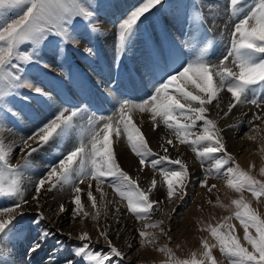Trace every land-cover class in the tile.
Instances as JSON below:
<instances>
[{"label":"snow or ice","instance_id":"snow-or-ice-1","mask_svg":"<svg viewBox=\"0 0 264 264\" xmlns=\"http://www.w3.org/2000/svg\"><path fill=\"white\" fill-rule=\"evenodd\" d=\"M163 3L164 0H145L119 23L116 45L118 54L124 53L136 34L141 18L150 9L162 6ZM183 6L185 9H209L208 16L202 15L200 11H194L185 19V23L190 28V37L194 38L195 32H203L194 59L182 61L179 68L161 70L163 74L154 83L153 93L149 99L141 103L118 99V118L115 121L112 117L88 118L87 127L81 130L79 141L70 150L54 157L52 166L46 174L35 181L32 200L37 205L40 203L42 193H47L57 186L71 185L74 193L73 216L87 217L89 213L84 211L81 192H86L92 208H96L97 200L93 195L91 181L97 182L96 191L102 198L107 193H104L100 184L108 182L109 187L121 200L127 201L126 208L136 219L150 220L153 206L160 203L154 198L150 199L157 189L158 181L152 178L149 187L142 189L137 180L121 168L113 150L112 137L113 135L120 137L123 133H126L131 151L139 157L141 170L149 164L155 169L164 161L178 166L160 169L163 177L161 182L166 184L165 198L169 201L183 200L187 194V181L190 175L188 165L181 159H170L168 156L169 148L176 149L178 145L190 146L201 163L206 160L214 161L212 167L206 169L205 178L200 181L201 187L209 193L217 188L216 184L208 183V177L215 171L216 176L225 178L227 186L236 192L240 193L247 189L257 200L264 197V181L257 180L242 170L238 163L234 164L235 158L227 151L221 135L223 129H220L218 121L209 115L210 106L223 113L221 116L223 119L237 106L247 104L261 110L260 113L254 114L253 120L264 121V0H255L247 6L246 0H228L227 11L231 21L230 29L228 24L225 25V28L229 29L228 45L226 52L216 63L209 59L210 54H215L214 43L207 39L210 32L207 23L209 16L212 24H215L214 4L211 0H189ZM103 7V0L95 6L93 0H0V111L6 109V105L15 99L17 91L23 87L41 98H51L44 88L25 80L24 65L38 62L36 53L42 44L52 42L50 38H55L57 46L79 45L81 39L78 37H81V34L76 32V22L87 21L86 31L90 27L92 32H99L97 16ZM13 15L18 18H11ZM25 45L32 51L29 52ZM83 51L88 54L93 53L91 47H85ZM230 58L231 64L238 70L234 71L233 67L229 66ZM154 63L155 59L150 57L149 66ZM190 86L193 90H189ZM118 90L119 86H117ZM225 90L231 96L226 106L221 107L220 93ZM30 98L28 95L22 97L25 101ZM194 104L196 106H193ZM83 111L79 107L72 109L65 107L58 110L52 119L39 126L26 138H22L19 145L7 144L0 135V199L14 201V207L0 209V240L14 232L17 216L22 217L25 214L24 206L29 203L23 196L21 176L22 170L30 164L28 157L38 152L44 145L58 141L80 128L77 117H81ZM133 111L150 113L154 129L162 123L173 130L175 140L166 138L161 145L164 155L153 152L148 146L144 134L133 122ZM5 115L16 117L19 114L7 108ZM179 117H184L191 123H182ZM198 121H203L202 131H193ZM249 138L255 139V137ZM17 147L25 159L23 164L13 165L11 153ZM217 153L222 156L217 157ZM149 157L159 158L149 160ZM226 165L228 167L222 172ZM260 171L264 174V168ZM85 181L89 183L85 189H82L79 185ZM208 203L213 202L208 200ZM231 203L241 209L235 213V216L243 225L244 239L251 245L252 251L244 247L232 234L234 226H228L229 233H220L218 229L223 228L224 223L215 227L207 226L206 230L217 239L218 244L210 246L207 240H202L205 250L202 260L195 258L177 260L172 249L167 245L155 247V250L167 254L170 264H206V262L217 264L212 252L213 247H219V250L228 257L230 264H264V219H261L243 198L234 199ZM59 210L66 211L63 204L59 205ZM116 212H120L119 205L116 207ZM38 216L39 220L33 217V222L37 225L46 219L42 212L38 213ZM99 216L100 213L97 211L92 215V219L98 220ZM228 219L231 217L225 218V221ZM145 227L159 228L162 236L168 235L162 220L148 223ZM249 228H254L256 235H252ZM138 234L141 237V246H156L154 233L141 230ZM99 235L108 241L111 256L94 253L90 246L81 243L74 250L72 257L65 259V264H77L75 257H79L81 262L87 260L89 264H112L115 258L121 260L126 258L122 249L112 244L107 230L101 231ZM38 236L39 239L28 249L33 253L42 250L43 244L49 239H57L53 231H40ZM78 239L86 242L91 240V236L88 232H82Z\"/></svg>","mask_w":264,"mask_h":264},{"label":"rangeland","instance_id":"rangeland-1","mask_svg":"<svg viewBox=\"0 0 264 264\" xmlns=\"http://www.w3.org/2000/svg\"><path fill=\"white\" fill-rule=\"evenodd\" d=\"M117 1L118 0H103L104 7L99 11L98 16H97L98 27L100 28L99 32H92L90 27L86 31L85 25L88 23L87 21L76 22V24H75L76 32L81 34V37H78L81 39V43L79 45L73 46V47H68L67 45L61 44L60 46H57V42H56L55 38H50L52 40L51 43L45 42L44 44H42L39 47V49L36 53V55L38 57V62L36 64L24 65L23 75L25 77V80L27 82H30L33 85H35V83L37 84L39 81V83L37 85L44 88L45 91H47L49 93V97H51V98L50 99L48 97L41 98L40 96H38L34 92H30V90L26 87L19 89L17 91L15 99H12L11 102L6 105V109L4 111H0V135H2L4 139H5V135H6L5 132L7 133V131H10V129L12 130V128L14 131H16V132H12V133H15L17 136H19L21 138H26L27 136L32 134L39 126H41L42 124H44L47 121H49L50 119H52L57 114L58 110L62 109V107H61L62 98L64 97V95L66 93L67 94L65 95V97L68 94H75V92L77 93L80 90H84L85 95L93 93V90H94L93 87H95L96 80H97L96 83L98 85H104L105 81H104L103 77H100V76L110 75L114 71L115 68L117 69L118 64H119L120 68L121 67L122 68L124 67L125 69H126V67H130V69L133 68L131 70L130 69H128V70L131 72V75H133V77L136 80H139L138 79L139 76L144 71H150V68H149V66L147 68L146 59H143L142 57L137 55L136 52H139V49H143V48L147 49L148 48L147 52L149 54L150 49L152 47L151 43L153 44V46L159 44V47L162 48V46L164 45V42L166 43L168 41L171 44H174L177 42V39L174 37V35L168 37L165 40V38H166L165 34L167 31H165L164 19L167 18V16H165V15L167 14L168 10H170V12L172 10L173 13L172 12L171 13L174 14L175 16L179 15L181 22H185L186 16H191V14L194 12L193 9L192 10L190 8L185 9L183 6V4L186 3L188 0H167L163 3L162 6H157L156 8L150 9L149 12H147L145 14V16L142 17L140 22L138 23L136 34L132 37L131 41L129 42L128 46L126 47L127 49H125L123 54H118L117 47H116L117 41H118V31H119L118 26L122 20L120 22H118L117 25H115L112 29L114 31V33H113L112 43H111L112 46H110V49L108 47L109 41L106 38L105 39L103 38V40L100 41V36L102 34L103 29H105V28L107 29V18L104 14H105L106 10H108ZM143 2H145V0H142L138 6H140ZM254 2H255V0H246V6L250 5ZM98 3H100V0H93V6H95ZM171 3L173 4V6L170 8L169 4H171ZM227 7H228V5L226 6V12H227V17L229 18ZM198 10L200 12H202L203 15H207V13H208L207 8L198 9ZM11 18H18V17L13 15ZM173 18H176V17H173ZM180 19H178V20H180ZM228 23H229L228 26L230 29L231 28V21H229ZM209 26H210V33H209V35H210L211 33L213 34L214 29L211 27V25H209ZM220 28H221V30H223L225 28V26L223 25ZM229 29H226V30L229 32ZM202 35H203L202 31L199 32V34H197V32H196V35H194V38H195L194 42L195 43L191 44L192 48H191V50L189 49L190 50L189 54H191V55L194 54L195 51L197 50V48L200 46L199 44H197V42L199 43V39ZM208 36H207V38H208ZM219 39L221 40V36L219 37ZM213 40H214L213 43L215 46V54H212V55H214L213 63H216L218 61V58H220L224 54V49H225V52L227 50L228 37L226 39H223L224 42L222 43L223 44L222 47L218 46L219 41L216 38V36L213 38ZM156 42H157V44H156ZM143 43H144V45H143ZM182 45L184 46L185 42H182ZM24 47H26L29 52L32 51V49L30 47H28L27 45H25ZM85 47H91L93 49V53L88 54V53L84 52L83 49ZM164 47L165 48L168 47L170 50V48L173 49L174 46L173 45H171V46L164 45ZM134 49H136V50H134ZM172 49H171V51H172ZM110 50H111V52H110ZM128 51H129V55H128ZM167 51H168V49H167ZM218 52H220L221 54ZM111 53L113 54V57H111ZM143 53H146V52H143ZM126 54H127V56H126ZM49 55L50 56L52 55L53 57L57 58V64L59 63V67L57 66L56 70L53 69L51 66V63L48 62V59H49L48 56ZM185 59H188V58L186 57ZM136 60L137 61H145V62L143 63L142 66L136 67L137 66V65H135ZM161 60L162 59L159 58V61H161ZM71 61H73L76 64L74 66L72 64H69V62H71ZM119 61H121V62H119ZM131 61H133V62L130 63ZM113 62H114V66L112 64H109V63H113ZM117 62H118V64H115ZM129 63H130V65L134 66L135 68L132 66H129ZM160 63H161V67L163 68V70H167L166 66L168 63L171 64V58H169V61H161ZM105 64L108 68L105 67ZM45 65H47L48 67H45ZM111 66H113V67H111ZM229 66L233 67L234 71L238 70V69H236V67L234 65L231 64V58L229 60ZM41 68H43L42 70H43V73L45 74V76L44 75L43 76H37L35 78V80L37 82L34 83L33 73H35L36 69H41ZM59 68H60V70H59ZM171 69H175V68H173L171 65ZM118 71H119V68H118ZM98 73H101V75H98ZM94 75L96 77V80L94 78ZM131 75L118 73V83L121 85H124V84L130 85L133 82L132 79L130 78V77H132ZM50 78L53 80L52 81L53 83L50 81L51 80ZM38 79H40V80H38ZM65 80H67V81H65ZM139 81H140V84L137 81H135L133 83L134 85L132 84L130 88L127 87L124 90V92H125V94L127 91L128 92L125 95V97H123L121 99H127L128 98V100L133 101V99L131 98L132 97L131 90L136 91V93L138 95L139 94L141 95V91H148L150 86H148L144 90H142L140 88H142V86H143L141 84V83H143V81H141V80H139ZM50 82H51V84H50ZM64 82H66V83L64 84ZM69 83H71L73 85V87H72V85H69ZM83 83H85L84 86L87 88H84ZM50 85H51V88H50ZM64 85H67V88ZM68 85H69V87H68ZM133 87H135V89H133ZM153 87H154V85L152 86L150 91L153 90ZM95 88H97V87H95ZM136 88H137V90H136ZM69 89H75V90L70 91ZM111 89H112V86H111L110 90ZM102 90H103V88H102ZM189 90H193L191 88V86H190ZM25 95H28L31 98L29 100L25 101L22 99V97ZM140 95H139V98H140L141 102L146 100L145 96L147 94H144L145 95L144 97L142 95L141 96ZM228 95L231 96L230 93H228ZM227 99H229V98H227ZM227 99L223 100L221 107L226 106V103L228 102ZM64 101H66V100H64ZM117 101H118V99L115 100V102L117 104H114L115 102H111V104H110L111 107H107L106 112L108 114H100V116L99 115L98 116L99 117H103V116H107V115H108L107 117L111 116V114L113 113L112 108L114 107V109H117V107L119 106ZM70 102H72V101L70 100ZM134 103H136V102H134ZM92 104H93V107L90 109V111L93 113V111L96 108V105L94 103H92ZM7 108H10L12 110V112L18 113L19 115L16 117H14L12 115H5V111L7 110ZM251 111L253 113H250ZM259 111H261V110L257 109L255 106H253L252 108L249 109L246 105H242V106H239V108L237 110L233 109L232 113L229 114V116H227L224 119H221L220 116H223V113H220V112L218 113L219 117H216L214 115L210 116V117L212 119L217 120V121L219 120L218 121L219 122L218 127L220 129H223L221 135L223 136L227 151L229 153H231L233 155V157L235 158L234 164L238 163L242 170L249 173L250 175L255 177L257 180L264 181V174H261V171H260L261 168H264V150H262V149H264V121L258 122V120H253L254 113L258 114V113H260ZM107 117H104V118H107ZM87 118H86V120H87ZM117 118H118V112L113 117V120L115 121ZM239 118H241V121ZM229 119H231V120H229ZM182 120H183V122H188L183 117H182V119H180V121H182ZM225 120H226V122H225ZM202 122L203 121H200V123H197L196 127H198V126L200 127V129H198V131H202V127H201L203 125ZM243 122H245V123H243ZM233 123L235 125L238 124L237 126L242 125L241 129L237 133V140H240V139L242 141L245 140L246 129L251 131L250 132L251 136L248 135L249 137H255V140L254 139L250 140V138H249V141L254 143L255 145H253L254 148H253V150H251V154H250V152L246 153L247 155L245 154L243 162L241 161L240 157L238 158L236 156V154L231 151L229 144L226 142V138H227L226 134L228 132H230L231 130H233V126H234ZM219 124H220V126H219ZM250 124H252V125H250ZM142 125L143 124L136 123V126L140 128L141 132L144 134L145 139L147 140V138L145 136V132H146L145 127H144V125L143 126ZM247 125H248V127H247ZM17 126H18V128H16ZM101 126H102V124H101ZM249 126H252V128L251 127L249 128ZM14 127H15V129H14ZM86 127H87V123H86ZM255 129H256V131H255ZM78 131H80V133ZM254 131H255L256 135L254 134ZM166 133L169 136L174 135L173 130L169 129V128H167ZM80 134H81V129L77 128L75 131L71 132L69 135H66L62 139H59L58 141L50 142L49 144L44 145L38 152L35 153L36 155H39L40 157H42V161L39 162L40 167L41 166L43 167V165H44V168H45V165H47V164L49 165V163H51L49 165V168H50L52 166L53 159H54V157H52L51 154L55 155L58 153V155H60V153L70 150L74 146V144L77 143V142H75L76 141L75 139ZM123 135L126 136V133H123ZM74 137H76V138H74ZM66 138H67V140H66ZM253 140H254V142H253ZM5 141H6V139H5ZM124 141H125V145L127 146V143H128L127 137L124 138ZM255 141H257L256 142L257 144L255 143ZM19 144H17V145H19ZM70 145H73V146H70ZM148 145H149V147L152 148L153 151H155L154 147H152L150 144H148ZM68 146H70V147H68ZM126 148L130 153L132 152L130 145H129V147H126ZM15 150L17 151L15 158H18V155H17L18 151H19L18 147ZM185 150L188 152H186ZM158 151H159V149H158ZM190 152H191V154H190ZM114 153H115V151H114ZM43 154H45V155H43ZM178 154H180V155H178ZM185 154L186 155L190 154L193 157L192 162L187 161L185 159ZM34 155H32L31 157H28L29 161L32 159L30 161V165L27 168H24L21 172L23 196H24V199L29 201V203L24 206V213L25 214L22 217L17 216V219L14 222V225H15L14 229H17L16 231H18V230L20 231V232H18L17 237H19L21 239V237L30 236L32 238V243H34V241L36 242V239H37L36 237L38 236V235H34L35 237L32 236L33 231L38 230V225L33 222V217H35L37 220H39L38 213H40L39 211L28 212L29 210L33 209V207H32V204L30 203V200L26 198L27 180L34 178V171H35V169H36L35 167L37 165V163H33V162H37V160L35 158H33ZM131 155L133 157H135V159L138 160V162H139V157L134 156L132 153H131ZM43 156L48 160L45 161L46 159H44ZM168 156L170 157V159H175V158L180 159L181 158V160H183V161L185 160L184 162H186L188 165V170H189L190 175H189V180L187 181V188H186L187 194L183 198V200L176 199V200H174V202L167 200L165 198L166 197V189H165L166 184L161 182L163 177H162V173H161L160 169H162V168L171 169V168H177L178 166L172 165L169 161H164L161 165H158L155 169H153L151 167V165L149 164L147 167H145L143 170H141V166L137 162L138 166H140L139 169H134L135 168L134 167L131 171L125 166V162H123L121 157H119V158L116 157V160L119 163V165L121 166V168L124 171H126L131 177L136 179L138 184L139 185L141 184L140 187L142 189H143V187H144V189H147V188H145L144 185H149L150 180L152 178H155L159 182L158 183L159 185L157 184L158 189L154 190V192L150 196V199L154 198L155 200L160 201V203H159V205L153 206V211L151 213V219L150 220H139V219H136L133 216V214L127 210V208H126L127 201L123 200L125 207L123 208L122 211H120L118 213L119 219L118 218L116 219L118 222V225H116V227H118V226H121V224L127 218V222L123 223L121 235L114 234L113 233L114 228L111 227V225H109V224L108 225L110 227H107V226L103 225L102 223L98 224V226L100 225L99 226L100 227L99 232H101V230H103L104 228H107L109 231L108 236L111 239L112 244H114L118 248L122 249V251L125 249L124 248L125 245L130 243V237H131V235L134 234L133 235L134 239L137 242L134 244L138 245L137 248L138 249L141 248L142 250L144 249L145 251L147 249L146 252L147 253L149 252L148 254L140 253V252L136 254L135 253V252H137L136 249L135 250L131 249L130 250L131 253L133 252V254L135 255L136 258L133 257L132 259L127 260V256L125 254L126 258H124L122 260H121V258H115L112 260V264H168V263L170 264L169 257L167 256V254L161 253V252L155 250V247H164L165 245H167V247L172 249V252L174 253L175 259H177V260H184V259L191 260L193 258H195L197 260H202V259H204L203 253L205 251L203 248V245H202V240H207V242L210 246L218 244L217 239L215 237H213L209 231L206 230L207 226L210 225V226L215 227V226L219 225L220 223L225 224V226L223 228L218 229V231L220 233L227 234L230 231L228 226L229 225L234 226V228L232 230V234H234L240 240V243L244 247L248 248L249 251H252L251 245H249L247 243V241L244 239L243 225L240 223V220L237 219L235 216V213L237 211H241V209H238L231 202L234 199L243 198V200L245 202H247L251 205V208L255 211V213L261 219H264V197H261L260 200H257L251 194V192H249L247 189H244L240 193L236 192L234 189L229 188L227 186V184H224V183H226V179L223 177L216 176L215 171H213L212 175H210L208 177V183L209 184L210 183L216 184L217 188L213 189V191L209 193L205 188L201 187L200 181L205 178L206 169H209L210 167H212V165L214 164V161L206 160L204 163H201L200 159L196 156V153L193 152L191 147L188 145H178L176 152H174L173 148L170 147L169 152H168ZM216 156L220 157V156H222V154L217 153ZM24 159H25V157L23 159H21V161H20L21 163L20 162H18V163L23 164ZM33 164L35 166H33ZM234 164H233V166H234ZM227 167L228 166L226 165L225 168L222 169L221 171L222 172L225 171ZM44 168H42L41 171H43ZM49 168H47L45 170H48ZM189 168H191V169H189ZM193 168H195V169H193ZM146 169H147V171L149 169L150 170L147 172ZM137 170H138V172H137ZM44 171L42 173L43 175H45L47 172V171H45V172ZM145 173H146V175H143ZM190 176H191V179H190ZM194 178H195V182L194 181L191 182V180H194ZM209 181H211V182H209ZM148 182H149V184H148ZM85 183L80 184V185H82V186L85 185L87 187V184L89 183V181H85ZM91 183H92V185H94L93 187L96 188L97 182L91 181ZM85 186L83 187V189L86 188ZM160 186H161V188H162V186H163V188L164 187L165 188L161 189ZM62 187H65V188H68L69 190H71V194H72V186L71 185H64ZM62 187L57 186L56 188L48 191L47 193H42L41 194L43 196L42 198H44L43 205H45V203L48 201L46 199V197L49 196V193L51 194L50 199H52L53 198L52 196H54L53 192L56 193L57 189H60ZM100 187L103 189V191H108V193L111 192L115 198H120L114 192V190L111 187H109L108 182L100 184ZM193 188L196 189L197 192ZM189 189H192V191ZM198 189H203V193L198 194ZM31 190L34 192V185H33ZM162 190H164L165 192ZM82 194H83V192H81V194H80V196L82 198H84V199H81V201L83 200L82 204L86 205V204H84L86 201V197L84 194L83 195ZM208 200H211L213 203L209 204ZM217 200H219V203H217ZM0 202H1L0 209L5 208V207H14V201L12 199H0ZM110 207L112 208V206H110ZM173 208H175V209L173 210ZM227 217H231V219H228L227 221H225V218H227ZM91 218L92 217H89L87 219L90 220ZM156 220L164 221V228L168 232L167 236H162L161 235V229H159V228H147V227H145L146 224L152 223L153 221H156ZM43 223H44V220L42 222H40V224L45 226ZM26 225L28 226V229H27ZM182 225H183V227H182ZM94 228H95V226H94ZM111 228H112V230H110ZM141 230L155 234L156 240H157L156 246H153V245L141 246L140 245L141 237L139 236L138 233ZM249 232L252 235H256L254 228H249ZM91 233L93 234L94 232H91ZM14 234L17 235L16 232L10 233L9 235L13 237ZM58 235L60 236L61 232ZM92 236H93V238L95 237V239L97 241L94 240L93 242H91V241H86V242L79 241L78 242L77 241L78 236H77V239L75 238V241L68 242L70 245L72 243L73 244L75 243L74 246H73V244L71 246L69 244L65 245L66 246L65 249H67V248H72V249L70 251L68 250V251H64V252L59 251V252H57L58 256H62V258L65 256L72 257L74 250L78 246V243L79 244L85 243L86 245L90 246L91 251L94 253H98V254L102 253V254L111 256L108 241L103 239L104 240V242H103L102 238H104V237L99 235V237H100L99 238L97 235V232L94 233V235H91V237ZM115 236H117V237H115ZM120 236H121V238H120ZM120 239H121V241L122 240H124V241L121 242ZM57 240H58L59 245L61 246L63 244V241L62 242H60V241L63 239L62 238L60 239L57 237L55 244L57 243ZM3 244L4 243L2 242V248H4ZM130 251L128 250V252H130ZM42 252H43V250H41V253ZM212 252H213L214 257L216 258L217 264H230L228 257L219 250V247H213ZM44 257H47V255H44ZM141 258H142V260H141ZM147 258H148V260H147ZM149 258H150V260H149ZM75 259L77 260V264H86V261H87V260H83L81 262L79 257H75ZM43 262H45L46 264H51V263L47 262L46 260ZM36 264H41V263H39V261H37ZM206 264H209V262H206Z\"/></svg>","mask_w":264,"mask_h":264},{"label":"bare ground","instance_id":"bare-ground-1","mask_svg":"<svg viewBox=\"0 0 264 264\" xmlns=\"http://www.w3.org/2000/svg\"><path fill=\"white\" fill-rule=\"evenodd\" d=\"M141 1L142 0H118L108 10H106V12H105L104 15L107 18V29L106 28L103 29L102 34L100 36V41L103 40V38L104 39L106 38L109 41V44H108L109 49H110V46H112L111 43H112V37H113V33H114V31L112 30L113 27L115 25H117L118 22H120L121 20H123L131 10H133L135 7H137ZM165 1H167V0H164V2ZM211 2L214 4V8H215V24L214 25L212 24V19L209 16L207 23L209 25H211V27L214 29L213 30L214 32H213V34L212 33L210 35L208 34L209 36H208L207 39H210V40L214 41L213 38L216 36V38L219 41L218 46L219 47H222L223 46L222 43L224 42L223 39H226L228 37V35H229V32L225 28L223 30H221V28H220L223 25L225 26L226 24H229L228 22L230 21V19L227 17V12H226V6L228 5V0H211ZM172 6H173L172 3L169 4V7L170 8ZM190 9L192 10L193 8H190ZM207 10H208V13L205 16H208L209 15V9H207ZM193 11H199V10L198 9H193ZM171 12H172V10H171ZM171 12H170V10H168L167 14L165 15V16H167V18L164 19V27H165V31H167L166 34H165L166 35L165 40L168 37L174 35V37L177 39V42L174 43V44H171V43H169L167 41L166 43L164 42V45H169V46L173 45L175 48L173 47V49L170 48V50H169V48L168 47L165 48L164 45L162 46V48H160L159 47V44L153 46V44L151 43L152 47L150 49L149 54L147 52L148 51V48L147 49H145V48L139 49V52H136L137 55H139L143 59H146V61H147V68L150 65V57L155 59V63L151 67L149 66L150 71H144L139 76V78H138L139 80L143 81V83H141L143 86L141 85L142 88H140V89L144 90L146 87L150 86L149 89H148V91H141V95L143 97L145 96L144 94H147L145 96L146 99H148L150 97V95L152 94L153 90L150 91V89L152 88V86L154 85V83L159 79V76L163 74L162 71H161V70H163V68L161 67V63H160L161 61H169V58H171V64L168 63L167 66H166L167 69H171V65H172L173 68H179L180 67V63L182 61L187 60V59H185L186 57L188 59H191V58L194 59V54L191 55L189 53H190V50L192 48L191 47V44L192 43H195L194 42L195 38L190 37V35H189L190 28H189L188 24H185V22H181V19H180L179 15L178 16L177 15L175 16L174 14H172L173 12L172 13ZM201 14L203 15L202 12H201ZM172 16L173 17H176V18H173ZM178 19H180V20H178ZM197 34H199V32H197ZM194 35H196V32H195ZM220 36H221V40L219 39ZM181 41L182 42H185V45L184 46L182 45V42ZM227 42H228V40H227ZM156 44H157V42H156ZM197 44H199V43L197 42ZM143 45H144V43H143ZM167 49H168V51H167ZM171 49H172V51H171ZM134 50H136V49H134ZM110 52H111V50H110ZM143 52H146V53H143ZM218 53H220V52H218ZM224 53H225V49H224ZM184 54H189V55H184ZM128 55H129V51H128ZM126 56H127V54H126ZM111 57H113V54L112 53H111ZM48 58H49L48 59V62L51 63L52 68L56 70L57 69V66L59 67V63L57 64V58L56 57H53L52 55L51 56L49 55ZM159 58H161L162 60L159 61ZM213 58H214V55L210 54L209 59L213 61ZM119 62H121V61H119ZM132 62L133 61H131L130 63H132ZM144 62L145 61H137L136 60L135 65H137L136 67L142 66ZM130 63H129V66H132V65H130ZM69 64H72L74 66L76 63H74L73 61H71V62H69ZM109 64H112L114 66V62L113 63H109ZM115 64H118V62L115 63ZM113 66H111V67H113ZM105 67H107L106 64H105ZM132 67H134V66H132ZM118 68H119V71H118ZM42 69L43 68L36 69L35 73H33L34 83L37 82L35 80V78L37 76H43V75L45 76V74L43 73V70ZM128 69H130V67H126V69L124 67L123 68L122 67L120 68L119 67V64H118L117 69L115 68L114 71L110 75H108L109 77L108 76H100V77H103V79L105 81L104 85H98L96 83L97 80H96V77L94 75V78L96 80L95 87H97V88L93 87L94 88L93 93H90V94L85 95L84 94L85 91L84 90H80L77 93L75 92V94H68L65 97V95L67 94L66 93L64 95V97L62 98V103H61L62 105H61V107L62 108H65L66 107V108H69V109L79 107L80 109H83L84 110L83 111V115L81 117H77V120L79 122V125L81 126L80 129L81 130L84 129L86 127V123H87L88 118H90V117L99 118L100 114H108L106 112V109H107V107H111V105H110L111 102H115L116 99H121V98L125 97V95L127 94L128 91L125 94L124 90L127 87L130 88L131 85L135 81H137L140 84V81L139 80H136L133 77V75H131V72ZM131 69H133V68H131ZM59 70H60V68H59ZM118 73L126 74V75H131L132 77H130V78L132 79L133 82L130 85H126V84L121 85V84H119L118 83ZM98 75H101V73H98ZM38 80H40V79H38ZM50 81L52 82L53 80L51 79ZM65 81H67V80H65ZM51 82H50V84H51ZM38 83H39V81H38ZM65 83L66 82H64V84ZM37 84L35 83V85H37ZM84 84L85 83H83V86H84ZM69 85H72V84L69 83ZM69 85H68V87H69ZM64 86L67 88V85H64ZM111 86H112V89L110 90ZM117 86H119V90L118 91H117ZM72 87H73V85H72ZM50 88H51V85H50ZM84 88H87V87L84 86ZM102 88H103V90H102ZM133 89H135V87H133ZM69 90L70 91H74L75 89H69ZM136 90H137V88H136ZM131 93H132L131 94L132 95L131 98L133 99V101L136 102V103H141V100L139 98V95L140 94L138 95L136 93V91H134V90H131ZM121 94H123V95H121ZM227 98H230V96L228 95V93L226 92V90L224 92H221L220 93V103L221 104H222L223 100H225ZM64 100H66V101H64ZM70 100L72 102H70ZM227 100H229V99H227ZM92 103H94L96 105V108L93 111V113L90 111V109L93 107V104ZM114 104H117V103L115 102ZM213 104H215V101L213 102ZM193 106H196V105L194 104ZM246 106L249 109L253 107V105H247V104H246ZM238 108H239V106H237V108H235V110H237ZM118 110H119V106L117 107V109H114V107H113L112 108L113 113L109 117H112L113 118L116 115V113L118 112ZM218 113H219V110L218 109H216L215 107L210 106V112H209V115L210 116H213L214 115L216 117H219L218 116ZM250 113H253V112L251 111ZM107 116H103V117H107ZM109 117H107V118H109ZM86 118H87V120H86ZM107 118H105V119H107ZM132 119L135 122V124L136 123H140V124H143L144 125L145 130H146L145 136L147 138L148 144H150L155 149V151H153V152L159 153L160 155H164L163 154V148L161 147L162 143L165 142V139L166 138H173L175 140V138L173 137L174 135L169 136L166 133L167 132V127L164 126L161 123L158 128H155L154 129L153 128V122L151 120V114L150 113H140L138 111H133L132 112ZM179 119H182V117H179ZM239 119L241 121V118H239ZM229 120H231V119H229ZM181 122L182 123H191V121L183 122V120ZM225 122H226V120H225ZM197 123H200V121H198ZM243 123H245V122H243ZM237 125L234 124L233 130H231V131L229 130L230 132H228L226 134L227 135L226 142L229 144V147H230L231 151L234 152L238 158L240 157L241 158V161L243 162L245 154L246 153H249V152L251 154V150H253V148H254L253 145H255V144L249 141V136L248 135H250V132L251 131L250 130H247V129H246L247 132L245 131V133H246L245 140L244 141H242L241 139L240 140H237V133L241 129V126H242V125L241 126H237ZM250 125H252V124H250ZM219 126H220V124H219ZM247 127H248V125H247ZM250 127L252 128V126H249V128ZM16 128H18V126ZM14 129H15V127H14ZM198 129H200L199 126L196 127V129H194L193 131H198ZM256 129H255V131H256ZM255 131H254V134H255ZM12 132H16V131H14L13 128H12V130L10 129V131H7V133L5 132V134H6L5 135L6 143L7 144H13V143H15V145L21 143L22 142V138L19 137V136H17L15 133H12ZM78 132L80 133V131H78ZM80 136H81V134L78 135V137L76 136L77 138L74 137V138H76L75 139L76 140L75 142H78L79 141ZM125 137L126 136L123 135V134L120 137H116L115 135H113L112 139H113V143H114L113 144V149L115 151V156L117 158L121 157L122 160H123V162H125V166L129 170L132 171V169L134 167H135L134 169H139V167H140V166H138V163L139 162H138V160L135 159V157H133L131 155V153L134 156H136V155L133 152L130 153L127 150V148H126V147H129V144L127 143V146L125 145V141H124V138ZM67 138H66V140H67ZM250 140H252V139H250ZM254 140H253V142H254ZM256 142L257 141H255V143ZM70 146H73V145H70ZM70 146H68V147H70ZM15 149L16 148H14V150L11 153V163L13 165L20 164L21 163L20 162L21 159L24 158L23 156H21V154H20L19 151H18V154H17L18 155V158H15V155H16V152H17ZM158 149H159V151H158ZM173 151L176 152L177 151V148L176 149H173ZM186 152H188V151H186ZM34 154H32V155H34ZM190 154H191V152H190ZM190 154H188V155L185 154V159L187 161L192 162L193 157ZM43 155H45V154H43ZM178 155H180V154H178ZM51 156L52 157H56V156H58V153L55 154V155H52L51 154ZM33 158H35L37 160V162H33V163H37V165L35 167L36 169L34 171V178L27 180V185H26V198L30 200V203L32 204L33 209L30 208L31 210H29L28 212H37V211L42 212L44 214V216L46 217V219L44 220V223H43L45 226H43L42 224H39L38 225V230L33 231V235L32 236L35 237L34 235H38V233L40 231H53V232L56 233V235L60 234V232H61V235L60 236L58 235L57 237L60 238V239L61 238L63 239V240L60 241V242L63 241V244L60 246L59 243H56L55 244L56 239H49V241L47 243L43 244V247H42L43 252L42 253H41V250L39 252H37V253H33V252H31V251L28 250L29 249V246L32 244V238L30 236L21 237V239H20L19 237H17L18 234L17 235L14 234L13 237L10 236V235H7V236H4L2 240H0V256L2 255L1 256L2 258L0 257V264H36L37 261H39V263H41V264H46L45 262H43L45 260L47 262L51 263V264H65V259L66 258H69V256H65V257L62 258V256H58L57 252H59V251L64 252V251H68V250L70 251L72 248L65 249V247H66L65 245L66 244H69L68 242L75 241V238L77 239V236H79L82 232H88L90 236L91 235H94V233L97 232V235L99 237V233H100L99 232L100 231V227L99 226L100 225L98 226V224H100V223H102L103 225H105L107 227H110L109 225H111V227L114 228L113 233L116 234V235H121L123 223L124 222H127V218L125 217L126 220H124V222L121 224V226L116 227V225H118V222H117L116 219L117 218L119 219V217H118L119 215L116 212V207H117V205H119L120 206V211H122L123 208L125 207V204H124V202L120 198H115L111 192L108 193V191H104V193H107V195L102 198L101 197V194L96 191V188L95 187H92L93 195L96 196V200H97V207L96 208H92L91 201L88 200V198L86 196V192H83V194L86 197V201L84 200L85 201L84 204H86V205H83L84 206V211H86V212L89 213V215L87 217H80V216L74 217L73 216V211L72 210L74 208V204L72 203V201H73L74 193L72 191V194H71V190H69L68 188H65V187H62L60 189H57V192L56 193L53 192L54 196H52L53 197L52 199H50L51 198V194L49 193V196L46 197V199L48 201L47 202L45 201L47 203V204L45 203V205H43L44 198H42L43 196L41 195L40 203H39V205H37V203L32 200V196L34 195L33 194L34 192L31 189H32L33 185H34V188H35V181H37L39 178H41L43 176V174H42L43 171L45 169L49 168V165L51 163H49V165L46 163L47 165H45V168H44V165H43V167L42 166L40 167V163L39 162L42 161V157H40L39 155H36L35 154ZM153 158H158V157H149V159H153ZM44 159H46V158L44 157ZM47 160L48 159H46L45 161H47ZM18 162H20V163H18ZM33 166H35V165L33 164ZM42 168H44L43 171H41ZM189 169H191V168H189ZM193 169H195V168H193ZM45 171H47V170H45ZM146 171H147V169H146ZM137 172H138V170H137ZM143 175H146V173L143 174ZM190 179H191V176H190ZM192 181L195 182V178H194V180H191V182ZM209 182H211V181H209ZM148 184H149V182H148ZM224 184H226V183H224ZM84 186L80 185L79 187H81L83 189ZM144 186H145V188H148L149 187V185H144ZM160 188H161V186H160ZM162 188H163V186H162ZM143 189H144V187H143ZM189 190L192 191V189H189ZM194 190H196V189H194ZM162 191H164V190H162ZM196 192H197V190H196ZM202 193H203V189H198V194H202ZM81 199H84V198L81 197ZM61 204H63V206H64V208H65L66 211L60 212L59 205H61ZM0 205H1V202H0ZM110 206H112V208ZM174 209L175 208H173V210ZM97 211H99V213H100V216H99V219L98 220H93L92 218L90 220L87 219L89 217H92V215H94ZM94 226H95V228H94ZM182 227H183V225H182ZM27 229H28V226H27ZM104 230H107V232H109L107 228H104L101 231H104ZM110 230H112V228ZM91 232H94V233L92 234ZM69 233L71 234L70 236H69ZM133 235H131V237H130V243L127 244V245H125V247H124L125 249L123 250L125 252L126 256H127V260L128 259H132L133 257H135V255L133 254V252L131 253V251H130L131 249H133V250L136 249V251H137V252H135L136 254L139 253V252L140 253H145V254H148L149 253V252L148 253L146 252L147 249L145 251L144 249L142 250L141 248H139V249L137 248L138 245H135L134 244V243H137V242L135 241ZM115 237H117V236H115ZM36 238L38 239L39 236H37ZM120 238H121V236H120ZM103 239L104 238H102V240ZM94 240L97 241L95 239V237L93 238V236H92L91 237V240H89V241L93 242ZM104 240H103V242H104ZM77 241L79 242L80 240L77 239ZM120 241H121V239H120ZM122 241H124V240H122ZM2 242L4 243L3 244L4 245V248H2ZM74 245H75V243L73 244V246ZM78 245H80V244L78 243ZM128 250L130 252H128ZM44 255H47V257H44ZM141 260H142V258H141ZM147 260H148V258H147ZM149 260H150V258H149ZM86 264H89V261H86Z\"/></svg>","mask_w":264,"mask_h":264}]
</instances>
